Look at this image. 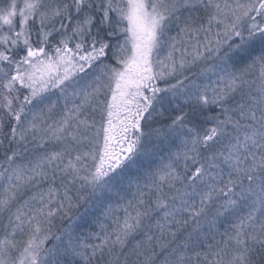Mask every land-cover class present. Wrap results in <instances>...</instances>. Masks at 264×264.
<instances>
[{
	"label": "snow or ice",
	"instance_id": "6c2138e0",
	"mask_svg": "<svg viewBox=\"0 0 264 264\" xmlns=\"http://www.w3.org/2000/svg\"><path fill=\"white\" fill-rule=\"evenodd\" d=\"M0 264H264V0H0Z\"/></svg>",
	"mask_w": 264,
	"mask_h": 264
}]
</instances>
